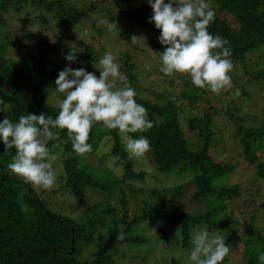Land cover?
I'll use <instances>...</instances> for the list:
<instances>
[{
	"label": "trees",
	"instance_id": "16d2710c",
	"mask_svg": "<svg viewBox=\"0 0 264 264\" xmlns=\"http://www.w3.org/2000/svg\"><path fill=\"white\" fill-rule=\"evenodd\" d=\"M209 2L216 16L208 30L227 40L226 46L231 50V86H238L239 80L252 86L264 85V0ZM105 3L112 7L110 13L103 10ZM152 13L147 0H141L140 5L129 0H0V98L4 99V104L0 105L3 109L0 121L6 117L18 121L20 115L28 113L37 116L44 113L53 118L58 115V105L63 99L62 94L54 91L59 72L66 67L84 68L89 72L105 53L102 36L107 26H98L101 18L113 23L134 20L150 28L156 36V47L162 53L165 46L159 42L160 30L149 22ZM80 30L87 31L80 41L81 52L74 49L77 60L66 61L64 57L72 49L67 43ZM121 56L120 71L128 77L129 83L135 82V64H129L127 53ZM182 76L186 79L182 82V86L186 84L183 97L163 93L160 102L135 98L147 109L153 127L147 132L129 135L133 138L146 136L150 141V150L141 159L147 157L152 171L190 173L195 190L191 199L202 201L201 211L190 214L182 207L184 205H180V210L181 184L167 189H149L144 193L137 183L149 173L134 169V160L138 159L129 156L118 130L97 123L93 125L88 140L93 150L84 156L73 151L67 130H59L60 139L48 141V147L60 157L57 181L65 193L84 205L83 190L97 186L102 195L115 201L107 208L100 207V211L110 215L109 221L96 218L92 213L86 222H74L48 209L29 182L8 168L16 150L6 151L0 142V264H109L117 242L151 248L154 242L169 246L173 241L169 232L172 228L180 238L178 246L187 248L192 244L194 227L202 224L209 231L225 235L228 241L240 238L243 259L247 255L243 264H258L257 256L264 252V229L255 225V219L262 214L264 201L254 193L249 195L247 208H252V214L242 229L238 227L239 221L225 212L229 202L239 201L243 187L222 183L235 170L236 164L232 163V158L227 162L213 158L217 145L213 116L221 112L237 125L234 137L240 151L239 158L254 167L256 178L261 179L263 185L264 122L245 129L242 120L229 106L224 110L209 105L208 109L202 108L200 116L198 109L200 111L201 107L198 108L196 102L206 103L203 95L207 89L194 86L188 74ZM238 89L233 92L235 96L250 98L248 90ZM184 127L196 132L198 143L194 149ZM107 139L109 153L122 173L108 178L109 171L103 170L102 179L95 180L87 170L95 165L103 168L101 160L98 165L92 163V155L100 145L108 146ZM251 184L254 185L255 181ZM247 190L250 193L251 188ZM260 190L257 187L251 193ZM141 195V211L129 210V198ZM100 205L86 207V211H99ZM102 227L108 228L104 232ZM121 227L125 238L117 240ZM136 227L143 231L154 230L156 238L153 241L149 234L135 233L133 229ZM159 264H178V260L171 255L169 259L164 256Z\"/></svg>",
	"mask_w": 264,
	"mask_h": 264
},
{
	"label": "clouds",
	"instance_id": "9594fccd",
	"mask_svg": "<svg viewBox=\"0 0 264 264\" xmlns=\"http://www.w3.org/2000/svg\"><path fill=\"white\" fill-rule=\"evenodd\" d=\"M147 3L153 10L149 22L160 30L159 42L165 46L159 53L160 71L166 76L186 73L194 86L214 93L231 87V50L226 46L227 40L208 30L216 16L209 0H147ZM102 25L109 31L116 26L101 18L98 26ZM76 52L72 48L65 60L75 62ZM99 64L102 66V70L98 68L99 77L84 68L66 67L59 72L54 91L62 94L63 99L55 118L28 113L20 115L18 121L8 117L0 121V142L6 151L16 150L8 168L25 182L44 189L55 184L57 157L48 141L60 139L59 130H67L73 151L81 156L93 150L88 140L97 123L118 130L130 157L142 158L150 150L146 136L129 135L153 127L147 109L136 102V90L111 52H105ZM3 104L4 99L0 98V105ZM124 238L121 227L117 240ZM191 243L188 264H223L231 251L225 237L204 228L194 231ZM257 261L264 264V252L257 256Z\"/></svg>",
	"mask_w": 264,
	"mask_h": 264
},
{
	"label": "rangeland",
	"instance_id": "374dc122",
	"mask_svg": "<svg viewBox=\"0 0 264 264\" xmlns=\"http://www.w3.org/2000/svg\"><path fill=\"white\" fill-rule=\"evenodd\" d=\"M129 1L137 5L141 4V0ZM103 10L107 13H110L112 7L110 4L105 3L103 4ZM114 24H116V29L114 27L113 30L109 31L106 27L102 36L105 45V52H111L119 65L122 58L121 55L127 53L129 56V64H135L136 67L135 71H133V74L136 77V81L130 83V86L136 90L138 94L136 97L147 98L153 101L157 99L158 102L162 101V96L165 93H169L168 95L175 94L177 97H183L185 94L184 88L186 84L182 86V82L186 79L182 76V74L177 73L172 76H166L160 71L161 62L159 60V53L161 52L156 47V36L154 32L151 31L150 28L145 27L143 24L134 20L125 19L122 21H117ZM86 32L87 31L84 32L82 30L75 32L72 37V41L67 43L70 48H78L77 51L81 52L79 45L80 41H83ZM133 37H136L134 41H132ZM96 67L91 69L89 72L94 73L97 77H99V69L102 70V66L99 64V61ZM241 74L239 73L238 75ZM241 88L246 89V91L248 90L247 92L250 98H247L246 96H235L233 93L234 90H241ZM203 97L206 100V103L203 101L196 102V106L198 108L201 107L200 111L198 109L200 116L203 114L202 108L208 109L209 105L210 107L222 108L224 110H226L225 108L229 106L232 108V111L235 110V116H238L240 120H242L240 122L242 123V127L245 129L249 127H255L254 125H259L261 122H264V85L252 86L239 80L238 86L237 84H234L233 86L223 89L219 92L214 93L207 89ZM184 115H186V113H184ZM213 118V128L215 129L216 136L214 139L217 141L213 158L216 161H226L228 158H232V163L236 164L235 170L230 175L225 177L222 183L226 182L228 184H238L240 187H243L241 189L239 201L229 202V204L226 205L227 210L225 212L227 215L232 216L233 219L235 218L237 221H239L238 227L242 229V225H245L246 221L249 220V217L252 214V208H247V202L250 200L249 195L253 196L254 193V195L258 196L260 201H264L263 181L259 178H256L257 176L253 166L248 165L244 160L239 158L240 151L237 140L234 137V132H237V125L221 112H218L216 116H213ZM184 133L188 136L187 138L191 148L194 149L198 143L196 132L184 127ZM119 136L122 139L120 133ZM105 141L108 142V146L100 145V148L92 155V157H94L92 163L95 162L98 165L99 160H101V165L103 168L98 167V169L95 165V168L90 167L89 170H87L90 171V175L95 180L96 178L102 179V174L104 171H109L108 178H110L112 174L116 173L121 175L122 173L120 167L115 166L113 158L109 153L110 151L108 148L110 144L108 139ZM123 143L125 145L124 140ZM136 159L138 160H134V169L149 173L146 174V177L143 179V181L137 183V185L143 189L142 191H144V193H146V191L148 192L149 189H167L181 184L183 188V196L180 200V203L178 204L179 208L180 205H184L182 207H185V209L188 210L187 212H190V214L201 211L202 201L194 202L191 199V195L195 190L194 183L189 172L160 174L151 170L147 157L145 160H142L141 158ZM60 167V157L57 155V158L54 162V171L56 176L60 173ZM253 180L255 181L254 185L251 184ZM260 180L262 181L261 184ZM29 184L31 189L36 193L37 197L45 202L48 209L66 216L74 222L84 223L88 220V217L92 213L96 215V218H103L105 221L110 220V215L106 211H100L102 210L100 207L107 208V205H114V198L102 195L101 191L97 189V186L88 187L87 189L83 190L85 204L80 205L76 198H73L63 191V188L57 179L55 184L47 189L33 185L30 182ZM257 187H260L261 190L257 192L252 191L251 193V190H257ZM249 188H251L250 193H248L247 190ZM142 197L143 196L141 195L137 196L136 198H129L128 209H138V211H141ZM99 203L102 204L99 206V211H86V207L94 206L95 204L97 205ZM257 205L258 201L255 203V209ZM240 213L243 214L240 215ZM241 216H243L245 220L242 219ZM255 225L264 229V208L262 214L260 213L257 215V219H255ZM108 227H102L101 231L105 232ZM194 228V231L200 228L208 230V228L203 224L196 225ZM170 229L171 231L169 232L173 241L169 246L163 243L158 244L154 242L152 244L153 248H151L144 246L143 244H121L117 242L112 254V261L109 264H159L161 257L164 258V256H166L169 259L170 255L178 260V264H188L187 256L192 244L187 248H180L178 246V240H180L178 234L176 232L174 233L172 228ZM133 231L144 236L149 234L153 241L156 238V234L152 229H145V231H143L141 228L136 227L133 229ZM194 231L191 233V235H193ZM210 232L216 233L214 231ZM219 235L225 237L223 234ZM225 243L226 245H231V251L229 256L226 257L228 259L223 262V264H243L242 261L246 259L247 255L245 254L243 259L244 250L240 238L236 241H228L225 239Z\"/></svg>",
	"mask_w": 264,
	"mask_h": 264
}]
</instances>
